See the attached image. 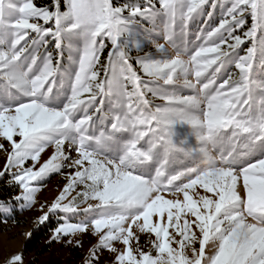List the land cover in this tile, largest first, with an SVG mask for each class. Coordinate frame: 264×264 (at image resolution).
<instances>
[{"label":"snow or ice","instance_id":"1","mask_svg":"<svg viewBox=\"0 0 264 264\" xmlns=\"http://www.w3.org/2000/svg\"><path fill=\"white\" fill-rule=\"evenodd\" d=\"M0 152L82 264H264V0H0Z\"/></svg>","mask_w":264,"mask_h":264},{"label":"rangeland","instance_id":"2","mask_svg":"<svg viewBox=\"0 0 264 264\" xmlns=\"http://www.w3.org/2000/svg\"><path fill=\"white\" fill-rule=\"evenodd\" d=\"M237 34L241 33L238 32ZM47 151L42 154V159L46 158ZM5 160L6 154L0 152V171L3 170ZM65 182L61 174H52L43 180L39 185L41 191L37 193V204L32 208L24 209V213L20 215L23 218L22 226L12 224L0 227V264H2L5 257L18 252L23 253L25 264H82V260L87 256L91 244L95 242L94 239L87 235L84 236L82 247H75L66 243L62 246L59 242L50 243L53 230L61 222V217L52 215L44 223H36L37 217L42 215L40 204L50 203ZM44 211H47V208ZM79 218L78 216L72 217V222ZM40 226L45 228V232L41 233L32 245H28L27 243L34 239V236H32L33 231ZM28 233H31V235H27ZM110 262L111 257L107 252H104L103 264H110Z\"/></svg>","mask_w":264,"mask_h":264},{"label":"trees","instance_id":"3","mask_svg":"<svg viewBox=\"0 0 264 264\" xmlns=\"http://www.w3.org/2000/svg\"><path fill=\"white\" fill-rule=\"evenodd\" d=\"M37 6H50L51 0H34ZM19 190L18 189H10L7 183V177L0 178V202L7 201L10 199L12 195H15ZM24 213V209L22 210L19 205H14L12 211L6 216L0 213V227L2 225H12L14 226H22L23 218L20 216ZM6 221V222H5ZM46 225V224H45ZM45 232V228L40 226L36 228L32 236L34 239L29 241L27 244L32 245L33 241L41 234Z\"/></svg>","mask_w":264,"mask_h":264}]
</instances>
